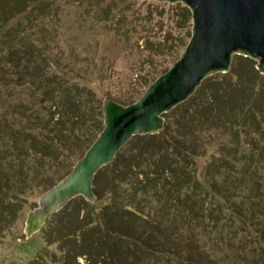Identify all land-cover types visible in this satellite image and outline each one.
<instances>
[{
    "label": "trees",
    "instance_id": "obj_1",
    "mask_svg": "<svg viewBox=\"0 0 264 264\" xmlns=\"http://www.w3.org/2000/svg\"><path fill=\"white\" fill-rule=\"evenodd\" d=\"M115 1L96 7L101 20L123 18ZM68 2L0 0V245L29 196L65 178L103 128L88 66L58 45ZM172 110L96 171L93 200L76 196L45 218V247L28 264H231L205 235L264 264V74L234 55Z\"/></svg>",
    "mask_w": 264,
    "mask_h": 264
},
{
    "label": "water",
    "instance_id": "obj_2",
    "mask_svg": "<svg viewBox=\"0 0 264 264\" xmlns=\"http://www.w3.org/2000/svg\"><path fill=\"white\" fill-rule=\"evenodd\" d=\"M181 3L191 15V35L181 56L133 103L109 96L102 105L103 128L71 172L39 198L27 214L26 239L70 199L93 200L92 179L135 134L155 133L166 113L184 102L214 73L228 71L234 54L249 57L264 74V0H155Z\"/></svg>",
    "mask_w": 264,
    "mask_h": 264
},
{
    "label": "rangeland",
    "instance_id": "obj_3",
    "mask_svg": "<svg viewBox=\"0 0 264 264\" xmlns=\"http://www.w3.org/2000/svg\"><path fill=\"white\" fill-rule=\"evenodd\" d=\"M111 1L114 0H69L53 26L61 49L73 48L80 60L78 65L88 66L89 78L95 81L94 91L103 102L109 96L132 102L146 90V86L140 85L142 75L153 69L168 70L181 56L191 35V15L181 3L124 0L113 9L117 12L123 8V18L111 13V18L103 21L96 14V7H105ZM115 2L120 4V0ZM172 109L165 113L163 123L174 113ZM124 147L125 144L120 149ZM41 195L29 196L21 215L5 233L0 245V264H28L45 247L48 231L43 224L27 239L24 233L27 214L39 208ZM207 237H201V242L210 254L225 258L231 264H246L243 253L232 255L230 248L227 250L222 243ZM238 239L234 243L240 245ZM48 249L57 252L58 245ZM78 263L84 264V260L79 259Z\"/></svg>",
    "mask_w": 264,
    "mask_h": 264
}]
</instances>
